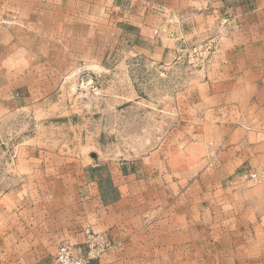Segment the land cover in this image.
<instances>
[{
  "label": "rangeland",
  "instance_id": "rangeland-1",
  "mask_svg": "<svg viewBox=\"0 0 264 264\" xmlns=\"http://www.w3.org/2000/svg\"><path fill=\"white\" fill-rule=\"evenodd\" d=\"M241 9L250 11L245 24H264V0H0V89L10 110L0 122V199L18 168L82 169L152 155L159 175L164 156L175 168V154L201 135L184 121L187 77L226 72L218 58L243 22ZM183 33L178 64H163L152 45ZM200 182L202 217L213 218L202 227L232 250L218 259L264 264V171ZM153 195L171 202L178 194Z\"/></svg>",
  "mask_w": 264,
  "mask_h": 264
},
{
  "label": "crops",
  "instance_id": "crops-1",
  "mask_svg": "<svg viewBox=\"0 0 264 264\" xmlns=\"http://www.w3.org/2000/svg\"><path fill=\"white\" fill-rule=\"evenodd\" d=\"M243 10L244 23L234 26L218 58L226 72L187 77L184 121L201 135L191 139L192 149L175 154L177 166L170 167L164 156L159 175L152 155L147 162L92 163L82 169H16L17 183L0 199V264H53L65 241L83 252L86 229L106 234L112 243L91 264H225L218 258L232 250L218 248V235L208 230L213 218L202 217L200 178L264 171V24H245L250 11ZM178 35L151 47L162 52L165 65L178 64L176 42L186 34ZM229 65L247 69L227 73ZM9 111L7 93L0 89V122ZM222 128L224 136L216 135ZM158 178L160 188L154 185ZM174 189L175 200L153 201V194ZM256 189L262 193V187Z\"/></svg>",
  "mask_w": 264,
  "mask_h": 264
},
{
  "label": "built area",
  "instance_id": "built-area-1",
  "mask_svg": "<svg viewBox=\"0 0 264 264\" xmlns=\"http://www.w3.org/2000/svg\"><path fill=\"white\" fill-rule=\"evenodd\" d=\"M83 252L70 242H62L54 257L53 264H91L100 260L112 247L108 236L86 229Z\"/></svg>",
  "mask_w": 264,
  "mask_h": 264
}]
</instances>
